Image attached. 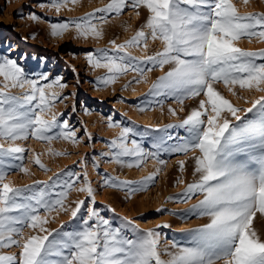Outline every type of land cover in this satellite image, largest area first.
<instances>
[{
	"label": "snow or ice",
	"instance_id": "snow-or-ice-1",
	"mask_svg": "<svg viewBox=\"0 0 264 264\" xmlns=\"http://www.w3.org/2000/svg\"><path fill=\"white\" fill-rule=\"evenodd\" d=\"M77 2L50 0V6L59 11ZM128 6L133 9L143 6L148 11L145 27L150 30L152 40L162 41L163 49L154 55L132 56L129 47H148V36L140 30L125 43L111 40V49L89 51L88 64L107 70L97 84L108 86L129 71L140 77L135 80L139 83L146 81V71L156 67L163 71L165 65H171V70L151 85L148 95L174 97L181 104L186 98H203L179 124L168 126L183 129L186 135L154 138L156 151H146L138 140H130L136 135L133 129L121 127L109 116L108 127L121 130L110 141L109 151L102 155L117 165L132 168L140 167L150 157L164 165L166 162L158 156L160 151L186 154L198 150L194 175L198 174L199 179L188 184L182 196L185 202L196 193L203 194V198L184 214L207 216L210 222L189 230V245L178 246L173 242L175 251L165 248L170 257L165 261L158 248L162 236L158 229L169 225L140 229L135 220L122 217L121 223L114 226L95 207L96 189L86 170L83 173L62 170L63 179L49 177L51 183L35 181L24 188L5 182L13 169L29 171L22 164L26 150L13 146L15 141L30 136L48 144L58 139L73 144L80 140L69 121L60 119L65 113L52 110L56 102L68 99L61 95L67 87L63 78H50L45 72L33 77L17 60L0 55V139L10 142L7 148L0 144V248H20L18 254H0V264H264V238L253 227L257 213L264 217V62H258L264 60V49L252 51L236 46L244 37L264 41V13L241 14L231 0H110L104 7L76 20L53 23L51 35H62L74 26L77 37L99 39L104 34L102 25L108 19L105 14H120ZM30 18L38 19L35 14ZM145 65L150 67L145 69ZM220 81L233 96L237 95L234 90L237 86L242 91L262 95L249 101L251 107L242 109L217 90ZM54 86L59 91H53ZM17 87L25 90L22 96L12 93L11 89ZM156 103L162 106V101ZM75 111L73 105L72 112ZM169 112L176 115L171 107ZM241 112L254 113V118L242 120ZM233 120L240 123L234 124ZM84 131L91 140V133ZM48 151L64 155L51 148ZM238 156L246 159L238 160ZM34 162L48 171L38 155ZM80 164L84 165L83 158ZM184 164L180 161L181 171ZM94 166L98 168L99 163ZM81 176L83 185L78 191L86 194L88 203L81 199L74 207L66 206L68 192ZM155 178L156 173L139 181L106 176L102 187L126 189L130 198L147 190ZM60 211L70 213L74 222L71 231H64V225L59 230L45 227L52 213ZM25 227L34 234L23 236Z\"/></svg>",
	"mask_w": 264,
	"mask_h": 264
},
{
	"label": "rangeland",
	"instance_id": "rangeland-1",
	"mask_svg": "<svg viewBox=\"0 0 264 264\" xmlns=\"http://www.w3.org/2000/svg\"><path fill=\"white\" fill-rule=\"evenodd\" d=\"M109 2L110 0H78L77 3H69L57 11L55 7L50 6V0H0V55H7L17 60L33 77L38 76L40 72H45L50 78H63L62 82L66 83L67 87L61 95L67 96L68 99L63 103L56 102L52 110L54 113H65L60 119L69 121L70 125L77 130L80 140L78 144L63 139L53 140L51 144H48L30 136L27 140L15 141L13 146H22L26 150L22 164L29 171L23 173L18 169H13L7 175L5 182H11L14 187L24 188L35 181L51 183L49 177L63 179L62 170L79 173L86 170L89 182L96 189L95 207L114 226L121 223L122 217L135 220L140 229H152L157 224L169 225L167 228L158 229L162 234L158 248L161 258L167 261L170 257L164 252L165 248L175 251L172 248L173 242L178 246L189 245L191 240L189 230L200 228L210 222L207 216L184 214L192 207V204L197 203V199L203 198V194L196 193L185 202L182 196L186 192L187 184L199 179L198 174L194 175L193 158L199 155V151H189L186 154L160 151L158 156L166 162L164 165H160L158 159L150 157L145 159L140 167H122L111 162L110 157L102 155L109 151L110 141L117 138L121 130L119 127H108L107 118L113 117V120L121 127H131L136 135L130 137V140L133 138L138 140L146 151H156L153 147L154 138L160 136L166 138L169 134L172 137L186 135L183 129L168 126L179 124L193 108L198 107V100L203 96L186 98L181 104L174 97L148 95L151 85L165 72L171 70V65H165L163 71L159 67L150 72L146 71V81L139 83L135 80H139L140 77L135 72L129 71L120 75L114 83L108 86L97 84L99 78L107 75V70L93 68L88 64L86 53L89 51L111 49V40L115 39L117 43H125L140 30H144L148 36V47L147 49L142 46L129 47L128 51L132 56L142 57L162 51V41L152 40L150 30L145 27L149 13L143 6L137 9L128 6L120 14H105L108 15V19L107 23L102 25L104 34L99 39L77 37L74 26L62 35L55 37L51 35L53 23L76 20L97 8L104 7ZM231 2L241 14L264 13V0H248L247 3L244 0H231ZM33 14L38 19H31ZM99 15L102 14L97 13V16ZM236 46L244 50L258 51L264 49V41L244 37L236 42ZM258 62H264V60H258ZM143 67L147 69L150 65ZM0 82H2V77H0ZM216 88L235 106L242 109L251 107L249 101L262 95L260 92L242 91L237 86L234 89L237 95L233 96L222 81L217 83ZM52 90L59 91L55 86ZM11 91L18 96H22L25 92L24 89L18 87ZM157 100L162 101V106L156 103ZM73 105L76 106L75 112H72ZM141 107L146 110L141 112L139 110ZM169 107L176 111V115L169 112ZM240 115L242 120L254 118V113L241 112ZM233 123L240 122L233 120ZM157 128L166 129V131H154ZM84 129H87V133H91V140L88 139ZM172 143L174 141H169V144ZM0 144H3L5 148L10 146V142L4 139H0ZM49 148L53 152L64 153V155H54L48 151ZM37 155L48 171L40 169L35 164L34 158ZM82 158L83 166L80 164ZM237 159L245 160L246 157L238 156ZM180 161H185L183 171L180 168ZM97 162L99 163L98 168L94 166ZM153 173H156V178L147 190L132 194L130 198L126 189L102 187L106 176L118 177L120 180L139 181ZM82 185L81 176L79 182L74 184L73 190L68 192L66 206L74 207L75 202L81 199H84L87 205L86 194L78 191ZM110 208L115 211H110ZM157 209H162V211H157ZM41 214H44L43 210ZM73 224L70 213L60 211L59 214L52 213L45 227L49 230H59L61 225H64V231H71ZM253 227L258 235L264 238V217L261 218L259 213H257V218H254ZM30 234L34 233L25 227L23 236ZM19 252L20 248L16 246L0 248V254H18Z\"/></svg>",
	"mask_w": 264,
	"mask_h": 264
},
{
	"label": "bare ground",
	"instance_id": "bare-ground-1",
	"mask_svg": "<svg viewBox=\"0 0 264 264\" xmlns=\"http://www.w3.org/2000/svg\"><path fill=\"white\" fill-rule=\"evenodd\" d=\"M197 154H198V153H197ZM197 154H195V155H197ZM189 155H190V154H189ZM192 156H193V155H192ZM194 157H195V156H194ZM194 157H193V158H194ZM190 158H191V156H190ZM187 159H188V158H187ZM187 159H185V160L187 161ZM190 160H191V159H190ZM184 162H185V161H184ZM184 169H185V168H184ZM189 171H190V170H189ZM190 172H191V171H190ZM188 174H189V173H188ZM193 176H194V175H193ZM195 176H196V175H195ZM188 177H189V175H188ZM188 177H187L186 179H188ZM184 178H185V176H184ZM197 178H198V176H197ZM197 178H196V179H197ZM185 181H186V180H185ZM185 181H184V183H185ZM191 181H192V180H191ZM191 181H190V182H191ZM197 181H198V180H197ZM190 182H188V183H190ZM186 184H187V183H186ZM183 185H184V184H183ZM187 185H188V184H187ZM184 186H185V185H184ZM182 188H183V187H182ZM185 188H187V187H185ZM181 190H182V189H181ZM181 190H180V191H181ZM179 193H180V192H179ZM181 193H182V191H181ZM200 195H201V194H200ZM200 195H198V196H200ZM199 199H200V198H199ZM199 199L196 200L197 203H198V200H199ZM195 203H196V202H195ZM195 203H194V204H195ZM197 203H196V204H197ZM194 204H192V205H194ZM261 218H263V217H261ZM260 221H261V220H260Z\"/></svg>",
	"mask_w": 264,
	"mask_h": 264
}]
</instances>
